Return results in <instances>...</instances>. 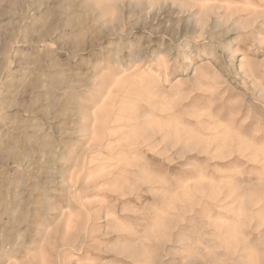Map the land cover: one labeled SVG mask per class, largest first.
<instances>
[{
    "label": "rangeland",
    "instance_id": "obj_1",
    "mask_svg": "<svg viewBox=\"0 0 264 264\" xmlns=\"http://www.w3.org/2000/svg\"><path fill=\"white\" fill-rule=\"evenodd\" d=\"M0 264H264V0H0Z\"/></svg>",
    "mask_w": 264,
    "mask_h": 264
},
{
    "label": "bare ground",
    "instance_id": "obj_2",
    "mask_svg": "<svg viewBox=\"0 0 264 264\" xmlns=\"http://www.w3.org/2000/svg\"><path fill=\"white\" fill-rule=\"evenodd\" d=\"M2 143H1V140H0V145H1Z\"/></svg>",
    "mask_w": 264,
    "mask_h": 264
}]
</instances>
